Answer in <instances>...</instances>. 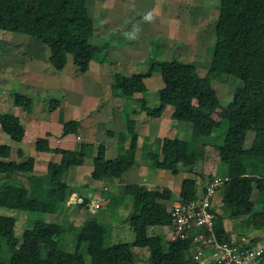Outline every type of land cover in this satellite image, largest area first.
<instances>
[{
    "label": "trees",
    "instance_id": "obj_1",
    "mask_svg": "<svg viewBox=\"0 0 264 264\" xmlns=\"http://www.w3.org/2000/svg\"><path fill=\"white\" fill-rule=\"evenodd\" d=\"M0 30L39 39L48 47L49 64L57 71L65 67L68 55L81 69L101 59L100 47L90 42L94 20L82 14L76 0H0ZM213 36L211 62L204 76L192 63L156 59L145 74L128 76L114 72L110 89L120 98L144 93L147 88L143 78L159 68L163 86L158 90V103L154 106L142 103V113L157 118L166 106H171V118L190 123L192 128L187 140L179 135L155 138L152 142L146 140L142 158L152 170H169L174 175L181 170L189 173L192 177L182 179L177 197L179 201L188 202L199 197L197 178L202 179L203 193L213 179L197 170L205 158V147L209 145L218 150L217 174L222 172L226 176L218 188L225 213L219 214L212 208L213 235L217 241L224 242L228 240L225 218L246 215L255 229L264 227V213L254 211L255 204L263 205L264 209V0H220ZM217 73L241 81L226 105L221 104L212 84ZM14 104L26 114L32 111V100L28 97L17 95ZM57 104L56 100L50 101L49 110L53 111ZM216 111H219L218 119L213 117ZM0 126L11 140L23 139L24 128L17 116L0 114ZM79 127L76 120L66 121L62 124V135L75 134ZM114 133L109 131L108 135L112 137ZM249 133L252 139L246 144ZM220 137H223L221 144ZM137 138L135 121L127 116L126 132L117 135V156L107 158L105 144H98L90 179H121L124 172L136 164ZM35 147L38 151L61 156L59 164H49L47 176L39 179L29 175L34 166L32 157L11 160V148L0 144V207L64 215L76 191L62 182V178L68 168L82 164L92 144L81 142L74 149L52 148L46 139L38 138ZM25 174L27 183L19 178ZM47 188L52 189L49 208L44 206ZM254 190L257 194L253 201ZM171 195L165 187L151 189L137 183L126 184L123 198L130 197L127 225L134 233V240L109 243L107 238L113 221L106 219L107 210L101 209L104 206H98L94 210L97 217L82 220L76 228L72 251L60 247L66 218L58 223L37 217L18 236L15 219L0 215V264H86L85 254L89 264H133L135 248L148 252V264H198L194 259L197 243L192 242L193 233L175 240L163 234H148L149 227L171 225L172 217L166 204ZM103 198L108 199L107 207L116 209L114 205L118 200L113 194L104 193ZM90 201V198H82L77 207L87 209ZM115 212L111 214L115 216ZM68 224L73 225L69 221ZM263 256L264 250L260 264Z\"/></svg>",
    "mask_w": 264,
    "mask_h": 264
},
{
    "label": "rangeland",
    "instance_id": "obj_2",
    "mask_svg": "<svg viewBox=\"0 0 264 264\" xmlns=\"http://www.w3.org/2000/svg\"><path fill=\"white\" fill-rule=\"evenodd\" d=\"M121 1L122 0H76L77 4L80 6L82 10L83 15L89 16L90 14H93L92 18L94 20V34L90 42L94 46H101L100 47L101 49L100 58L101 59L91 61L92 63L94 62L93 63L94 65L91 66L90 68H88L89 67L88 66L87 69H81L75 66L74 69L77 68L76 73H75L74 69H72V67L74 66L72 62V57L68 55L67 64L65 65L66 70H64V72L62 71L65 74V75H62L63 77H67L68 75V77L70 78L67 85L73 86V91L71 93L75 94L76 101L80 102V100L84 98V103L83 105H81L83 107L81 109L78 108L79 111L81 110L80 114H78V116L73 119H76V121L79 123L80 126L82 124V128H84L83 131H85V137L87 136L86 129L88 128H92L96 130V133L94 136L95 137L97 136L98 139H101V137H102V140L104 139V136L100 135L99 129L101 128L112 129L115 132L114 133V137H115L120 132L121 133L126 132L125 120L123 121V118H126L128 116L134 121L137 120V116H138L136 115L137 113L133 112L132 110H130L131 108L129 109L128 107H126V109L124 110L122 109V112L118 116L115 115L113 117L109 115L110 107L115 108L116 103H121V100H122L121 98L117 97L116 94L110 89V84L108 85V83L105 82V78H104V76L107 77L106 74H109L108 78H110V76L113 77L114 72H118V71L121 72L119 68L115 67L116 58H118V53H116L118 46H121L125 50L127 46L136 48L140 52L141 51L146 52L149 57L151 56L153 58H158L159 60H166L167 59L166 57L170 59L172 57H178L185 63H189V62L192 63L196 67L197 72L201 76H204L206 74L207 68L211 62V54H212L211 52H212V46L214 42L213 28H214L216 18L218 17V7L220 5V0H207L206 2L204 0L202 1L201 0H189L185 4L183 3L181 4L182 6L181 12H184L186 16L191 17V24L193 26H190L188 24V19H185V18L180 19V22L186 21V26L184 27L185 29L177 32V36L179 37V42L175 46H171L172 48H170L169 53L163 54L165 56L161 55L160 51H158L159 48L156 47V46H164L162 43V40H159V37L161 36V34H158V31L163 29L164 25L160 18H158L157 16L152 17L155 14V12L156 14L160 12L159 10H160V6H162L161 5L162 0H145L144 4L139 3V0H135L134 1L135 4L137 6L140 5L138 7H140L141 9H144V7L148 8L147 10L150 12V16L143 17L144 10H141L142 13L134 12V15L132 14L133 17L129 19V20H132V22L128 20L130 22V25H125V26H123V22H124L123 20L121 21V23L117 22L118 19L120 18L118 14V7L121 4ZM156 8H159V9H156ZM127 9H128V6L126 4L123 12L126 13ZM119 11H121V9ZM197 12L200 13V15L208 14L207 17L209 18L208 19L209 22L207 24V29H205L207 33L203 34L200 38L195 40L194 37H196L199 31L198 23L200 20L197 16H195ZM116 24L120 25L119 32H118ZM138 24L141 25L143 29L140 28V30L136 32L137 30L134 31V28ZM125 30L129 31V34H128L129 36L124 35L123 31ZM0 34H1V37H3L4 34H8L12 36L11 38H8L9 40L7 39L5 40L8 43V46H11L10 48L6 49V51L9 50V53H13V54L16 53L14 49L16 48L19 49V47H17L16 44L23 42L20 39H25L28 44L27 46H35V43H36L37 46H43V48H45L46 50H49L48 47H46L39 39L35 37H31V36L24 35V34L6 32V31H1ZM134 34H135V38L133 40ZM173 35L174 33L171 35L172 38H174ZM120 38L123 39L122 44L119 41ZM180 38L183 39V42L186 41V46L181 45L182 41ZM0 39H1L0 44L2 45L3 44L2 38ZM127 39L129 41V44L126 43ZM188 40H190L189 43L187 42ZM134 42L138 46H130V45H134ZM11 48L13 50H11ZM34 48L35 47H32V49ZM173 59H177V58H173ZM101 63H103L102 68L103 66H106L107 68L106 69L107 71L105 69H102L104 73L102 71L98 73V71L100 70H98L97 67H99L98 65ZM148 64L149 62L146 63V65H144L145 67L141 66L138 70L139 72H136V73L144 72L145 74L149 69V67H147ZM158 69L159 68H155L154 70H152L150 77H147L146 79L147 92L149 93L148 103L150 106H154L158 103L157 87L158 85L163 86V81L161 79L160 71ZM13 71L10 74L11 77L14 78L11 81L12 92H15L16 90H20V89H22L23 91L26 89H30L27 91L26 94L30 95V97L34 99L35 103L36 101L38 103L43 102L45 103L44 107H46V105H49L48 102L51 99L61 101L63 99H66V97H68L66 93L65 95L61 91L62 87L65 86L64 83H61L62 81L58 83V85L60 84L61 87L58 86L57 84L54 85L55 73L56 72L61 73V71H57V70L51 71L50 70L49 71L50 73H48L47 70H43V73H42L41 72L42 69L41 71H38L40 72L41 75H45V82L49 80V82L47 83L48 84L53 83L54 85V87H44V89L42 90L39 89V91H36L35 88L31 89L30 87H27V88L20 87V85L18 84L19 83L18 78L24 77V75L22 74V71L21 72H15V71L13 72ZM89 76H92L93 78L89 79L88 78ZM97 76H100V77H97ZM212 84L219 97L221 104L226 105L232 99L234 90L238 88L239 86H241V81L233 76H230L224 73H217L212 81ZM66 89H71V88L66 87ZM114 97H116L115 98L117 99L116 101L115 99H113ZM70 102H71V99H68L67 104H70ZM104 104L107 105L108 108L103 114L102 106ZM257 104L259 105L258 102ZM68 106L70 105H65V107L69 110ZM169 108L171 109V107ZM43 110L44 109L42 108V111ZM169 112H170L169 110H166L164 114H162V119H160L162 120V124H163L162 126L155 125L154 132H155L156 137L155 136L151 137V141H154L155 138H162V136L165 135L168 131H169L170 136H174V134H172L173 132H176L174 130L176 128L174 124L176 122H183V121L172 122V119H170L171 115H169ZM39 113L42 114L41 111ZM75 113L76 112L73 109L71 111V114L76 115ZM47 115L48 114L46 115L42 114L40 117L44 119ZM67 115H68L67 112L59 113V114L57 113L56 115H54L55 116L54 119L55 120H57L58 118L63 119L65 117L66 120H69V118H67L69 116ZM143 116H144L143 118L147 117L145 114H143ZM213 117L215 119H218L219 111H216L213 114ZM149 118H152V117H149ZM143 121L144 120L141 119L140 124H139L140 135L143 134V124H144ZM169 122L171 123L169 124ZM184 123H187V122H184ZM178 124H182V123H178ZM187 124H190V123H187ZM169 125L170 127L173 128V130L172 129L168 130L167 128H165V126H169ZM44 127H47L46 124ZM60 128H61V125L59 127L58 121L55 125L50 127L49 130L51 131L53 139L57 138V132L58 130L60 131ZM122 129H125V131H121ZM151 129L152 127L150 126L147 127L148 131H150ZM163 129L165 133H162ZM188 131L189 129L186 130V132L184 131L179 132L177 133V135H179L180 137H184V139H188L189 138ZM40 133H41V130H40ZM74 137H75V134H71L69 136L70 140H72ZM223 137L219 138L218 142L220 144L223 142ZM163 138H167V137L165 136ZM106 139L109 141L111 140L110 138H106ZM251 139H252V133H249L247 136L246 144H249ZM146 140L148 139L146 138L145 141ZM145 141L143 145L145 144ZM94 143L95 145L92 144V147L90 149L91 152L84 159H88L89 157L92 158L93 153L95 154L98 145H97V142H94ZM66 145H70V144L68 143ZM32 148L34 152H38L35 146H33ZM144 149H146V146L140 147V148L137 147L136 152L140 150V154L142 156V152ZM43 156L44 154L40 156L38 153L37 161L36 162L34 161L33 170L30 173V176H32L35 179H39L41 177L47 176L48 174L46 163L49 164V161L47 160L49 158V155L44 156L45 158ZM139 158L141 159V157ZM219 164L220 162H219V157H218V150L214 147L206 146L205 158L198 165L197 170L202 172L205 175L214 176L213 174L216 173V169ZM135 165H136L135 167H137L138 169L144 170V172H146V173L142 172L143 177H148V176L152 177L154 174L156 176L158 173L157 169H154V170L150 169L145 163V161L143 160V158H142V161H140L139 165L138 164H135ZM130 171L126 172L123 178L127 179L126 176L130 173ZM167 172L168 171H164L163 174L166 175L168 174ZM186 173L187 172L181 170L180 173L177 174V177L175 178L180 182V180L182 179L180 177L185 176ZM188 174L189 173H187V175ZM67 175H68V179L66 177H63L62 182L65 183V180L67 179L66 183L69 184L71 187H73L76 192L74 193V195L72 194L68 202L69 207L67 208L64 215L63 214L62 215L52 214L48 212L43 213V214H37L33 212H25V211L0 207V215L12 216L15 219V230L18 236H21L24 229H26L27 227H30L32 225L33 219L37 217H41L47 222H58V223H60L63 220V218H66L64 222L65 231L60 240V247L65 251H72L74 249V246L76 243V238H75L76 228H78L82 224L83 222L82 220L87 219V218H96L98 214L95 213L94 210H96L98 206H102V205L99 203L100 201L92 202V200L98 199L99 195L93 192V188H91L92 185L91 186L88 185L89 181H87V178L81 180V182H84V183L76 184L78 181L80 182V180L77 179L76 181H74L75 178H73L71 175L69 176V174ZM19 178L24 183H27L26 174L21 175ZM162 178L163 179H161L159 184L162 183L163 185H166L167 183H169V186L171 187V184L169 180L167 179V177H162ZM72 180L75 182V185L72 183ZM197 181L201 189L202 179L197 178ZM151 183H152L150 185L151 189H160V188L165 187L163 185L156 184L155 181H152ZM177 187H179V184H177L174 181L172 188L176 190ZM97 188H100V187H97ZM165 188L169 189L168 187H165ZM78 191H80V193ZM219 193L220 191H218L215 195L216 201L218 198H220ZM256 194H257L256 190H254L252 199L256 198ZM51 196H52V189L47 188L45 202H44V206L46 208L50 207ZM82 198H90L91 200L89 203V207L87 209L85 208L80 209L77 207V204L82 202ZM129 198H130L129 196L127 197L125 196L126 201L124 202V205L122 206H118L119 201H116L114 205L116 209H113L111 206L110 207L105 206L101 208V209L107 210L106 219L107 220L111 219V221H113L112 227L110 229V237H108L109 239L107 238V241H109V243L131 242L134 240V233L130 229V227L127 225V216L130 211V199ZM216 205L220 207L219 209H217V213L224 214L225 211L224 209H222L223 207L220 206L221 203L220 204L217 203ZM111 211H116L115 216H114V213L111 214ZM254 211L255 212L262 211L264 213L263 205L255 204ZM68 221L71 222L73 225L68 224ZM223 222H224V226L228 227L227 229L231 230L233 233L243 234L245 236H248L254 245L264 247V227L260 230L255 229L250 221L249 216L237 217L235 219L225 218ZM151 228L152 227H149L148 229L149 235L157 234V232L160 230L159 229L160 227H154V229H151ZM160 232L161 234L167 236L166 237L167 239L169 238L170 230L167 227L162 228ZM3 249L4 251H7L6 247H4ZM135 249H136L135 251L136 261L133 264H148V257H149L148 252L143 249H138V248H135ZM84 258H85V263L89 264L90 260H89L88 255L85 254Z\"/></svg>",
    "mask_w": 264,
    "mask_h": 264
},
{
    "label": "crops",
    "instance_id": "obj_3",
    "mask_svg": "<svg viewBox=\"0 0 264 264\" xmlns=\"http://www.w3.org/2000/svg\"><path fill=\"white\" fill-rule=\"evenodd\" d=\"M122 1H123V3H122ZM122 1L118 7V14H119V17L121 19L119 18L117 22L121 23V21L123 20L124 21L123 26L130 25V22H132V20H129V19L133 17L134 12L142 13L141 10H144L143 17L150 16V12L147 10L148 8L144 7V9H141L140 7H138L140 5L137 6L135 4V2H134L135 0H122ZM188 1L189 0H162V4H161L162 6H160V10H159L160 12L158 14H156V12H155V14L152 16V17L157 16L158 18H160L162 20L163 25H164V28L158 31V34H161V36L159 37V40H162V43L164 46H156L159 48L158 51H160L161 55H163L165 53L168 54L170 51V48H172L171 46H175L176 44H178L179 37L177 36V32L185 29L184 27L186 26V21L180 22V19H183V18L188 19V24L190 26H193L191 24V17L186 16L184 14V12H181V7H182L181 4L182 3L185 4ZM204 1L206 2L207 0H204ZM130 3H131V5H130ZM139 3L144 4L145 0H139ZM126 4L128 6V9L125 13L123 11H124V7L126 6ZM122 6H123V8H122ZM120 9H121V11H119ZM156 9H159V8H156ZM197 13L195 16H197L200 20L198 23L199 24V31H198L196 37H194L195 40L200 38L203 34L207 33L205 31V29H207V24L209 22L208 21L209 18L207 17L208 14L200 15V13H198V14ZM121 15H122V17H121ZM89 16L92 17L93 14H90ZM217 19H218V17L216 18L214 28H215ZM119 24H116L118 32H119V27H120ZM140 28L143 29V27H141V25L138 24L135 26L134 31L137 30L136 32H138L140 30ZM214 28H213V33H214ZM203 29H204V31H203ZM123 32H124L125 36L129 34L128 30H125ZM0 33H1V31H0ZM173 33H174V35H173L174 38L171 37V35ZM11 37L12 36L8 35V34H4L3 37H1V34H0V38H2V42H3L2 45L0 44V114H10V115L17 116L19 118L20 123L23 125L24 137L20 142H15V141L11 140L10 137L6 133L3 132V130L1 129V126H0V144L7 145L11 148L10 159L14 160V161H19L22 158L32 157L34 159V161L36 162L37 161V155L39 153L40 156L43 154H44V156L49 155V158L47 159L49 161V164H59L61 156L57 153L43 152V151H38V150H37L38 152H34L32 147L35 146V142L38 138L46 139L48 141L49 146L52 148L63 147V148L74 149L81 142H89L93 145H95L94 142H97V145L98 144H105V146H106V151H105L106 157L109 159H114L117 156L118 139H117V136L114 137V135H113L111 137L108 135L109 131L114 132L112 129H108V128L99 129L100 135L104 136L103 140H102V137H101V139H98L97 136L96 137L94 136L96 133V130H94L92 128L86 129L87 136L85 137V131H83L84 128H82V124L79 128V131L77 133H75V137L72 140H70V138H69V136L71 134H68L66 136L62 135V124L66 121H69V120H76L73 118H76L78 116V114H80L81 110L79 111L78 108L81 109L83 107L81 105H83V103H84V98H82L80 100V102H77L75 94L71 93L73 91V86L67 85L68 81L70 79L68 77V75H67V77L62 76V75H65L63 72H64V70H66V67H64L61 70V73H58V72L55 73L54 85L55 84L58 85V83H60V81H62L61 83H64L65 86L62 87L61 91L64 94L66 93L68 97H66V99L61 100L62 102L56 100L58 104H57V107L53 111L49 110V105H46V107H44L45 103H43V102L38 103L36 101V103H35L34 99H32L30 97V95L26 94L27 91L30 89H26L24 91L22 89H20V90H16L15 92H12L11 81L14 78H12L10 74L12 73L13 70L15 72H21L22 71V74L24 75V77L18 78L19 79L18 84L20 85V87H24V88L30 87L31 89L35 88L36 91H39V89L42 90V89H44V87H54L53 83H51V84L47 83V82H49V80H47L45 82V75H41L40 72H38V71H41V69H42V71H41L42 73H43V70H47V72L50 73L49 72L50 70L51 71H55V70L49 64L50 51L43 48V46H37L36 43H35V46H27L28 44H27L26 40L20 39L23 42L16 44V46L19 47V49L18 48L14 49V51H16V53L13 54V53H9V50L6 51V49L10 48L11 46H8V43L5 40L6 39L9 40L8 38H11ZM134 38H135V34L133 36V40H134ZM180 39L182 41L181 45L186 46V41L183 42V39L182 38H180ZM0 41H1V39H0ZM119 41L121 44L123 43L122 38H120ZM10 42H12V41H10ZM187 42L189 43L190 40H188ZM126 43L129 44L128 39L126 40ZM152 43H153V41H152ZM20 45H22V46H20ZM130 46H138V45H136L134 42V45H130ZM32 47H35V48L32 49ZM99 47H101V46H99ZM11 50H13V49L11 48ZM116 53H118V58H116L115 67L120 69L121 74L128 75V76L132 75L136 72H139L138 71L139 68L141 66L145 67L144 65H146V63H148V62H149V64L147 65V67H150V65L153 63V61L158 59V58H153L151 56L149 57L148 54L144 51L140 52L136 48H132V47H128V46H127L126 50L124 48H122L121 46H118ZM163 56H165V55H163ZM166 58H167L166 60H171L173 58H177L178 60L182 61L178 57H172L171 59L168 57H166ZM93 63L90 62L88 68L93 66L94 65ZM104 63H106V62H104ZM73 65L74 66L72 67V69H74V67L76 66L74 63H73ZM102 65H103V63L99 64L98 65L99 67L96 66L97 69L100 70V71H98V73H100L101 71L103 72L102 69H105V70L107 69L106 66H103V68H102ZM76 70H77V68L74 69L75 73H76ZM140 74H144V72H142ZM106 75H107V77L104 76L105 82H107L109 85L112 83V76H110V78H108L109 74H106ZM97 77H100V76H97ZM148 77H150V76H148ZM88 78L92 79L93 77L89 76ZM146 79H147V77L143 78V82H144L145 86H146ZM58 86H60V84ZM66 87L71 88V89H66ZM161 87L162 86L158 85L157 90H159ZM146 88H147V86H146ZM148 94L149 93L147 92V90L144 93L143 92L135 93L132 98H121L122 99L121 103H116L115 108L110 107V114L109 115L113 116V117L115 115L118 116L122 112V109L124 110V109H126V107H128L129 109L131 108L130 110L137 113L136 115H138V116H137V120H135V130H136V133L138 135V138H137V147L138 148L143 147V143H144L146 138L148 139V142H149V141H151V137H154V136L156 137L155 132H154L155 131V125H158V126L163 125L162 120H160V119H162V115L160 117H157V118L156 117L149 118L148 116L143 118L144 116L142 114L140 106L142 103H146L147 105H149ZM17 95H22V96L28 97L32 100V111H31V113L26 114L25 112H23L21 110V108L17 107L14 104V98ZM115 98L116 97H114L113 99H115ZM68 99H71L70 104H67ZM52 100L53 99H51L50 101H52ZM98 100H100V99H98ZM98 100H97V102H98ZM116 100L117 99H115V101ZM50 101L48 103H50ZM64 101L66 102V104ZM65 105H70V106H68L70 111L65 107ZM169 107H171V106H166L162 114H164V112L166 110H169L170 111L169 115H171L172 107H171V109ZM42 108L44 109L43 111H42ZM102 108H103V114H104V112L107 110L108 107H107V105L104 104L102 106ZM73 109L75 110L76 115L71 114V111ZM40 111L42 112V114H44V115L48 114V115L43 119L40 117L42 115L41 113H39ZM66 112L68 114L67 116H69V117H67V118H69V120H66L65 117L64 118L62 117L63 119H61V118H58L57 120L54 119V117H55L54 115H56L57 113L59 114V113H66ZM139 115H140V117H139ZM141 119L144 120L143 121L144 124H143V134L140 135L139 124H140ZM170 119H172V118H170ZM124 120H125V128H126V118H123V121ZM57 121H58L59 127L61 125V128H60V131L58 130V132H57V138L53 139L51 131L49 129L51 126L55 125L57 123ZM172 122H176V121H173V119H172ZM170 123L171 122H169V124ZM178 123H182V124H178ZM45 124L47 127H44ZM148 126L152 127V129H151L152 132H151V130L150 131L147 130ZM174 126L176 127L174 129L176 132L172 133V134H174V136H170L169 131H168L165 135L162 136V138L165 136L167 138H174L177 136V133L183 132V131L186 132V130H188V129H189L188 134L190 137V132H191V128H192L191 124H187L184 122H176L174 124ZM165 128H167L168 130H171V129L173 130V128L170 127V125L165 126ZM164 129H163L162 133H165ZM40 130H41V133H40ZM121 131H125V129H122ZM106 138H110L111 140L109 141ZM180 138L184 139V137H180ZM185 140H187V139H185ZM68 143L70 145H66ZM127 145H128V140L125 142V147H127ZM207 146H209V145H207ZM19 153H21V154H19ZM94 155L95 154L93 153L92 158ZM135 156H136L135 157L136 164L139 165L140 161H142V156L140 154V150H138L136 152ZM139 157H141V159ZM92 158L89 157L88 159H84V161L80 165L71 166L72 168H70V169L68 168V170L65 171L63 177H66L68 179L67 174H69V176L71 175L73 178H75L74 181H76L77 179L80 180V182L78 181L76 184L84 183V182H81V180L87 178V181H89L88 185L89 186L92 185L91 188H93V192H95V194L97 193L99 195L98 199L92 200V202H96V201L99 202L100 201L99 203L104 207L107 205V201H108V199L103 198L104 193L113 194L114 197H116V199L118 201H120L119 205L122 206V205H124V202L126 201L125 198H123L126 184L137 183V184H140L144 187L151 188L150 187V185L152 184L151 182L155 181L156 184H159L161 179H163L162 177H167V179L169 180V182L171 184V187L169 186V183H167L166 185H163L162 183L159 184V185H163L165 187H168L170 189V191L172 192L171 200L167 201V202L163 201V202H166V204H168L170 206L172 203L179 201L177 197H178V193L180 190V185H181L182 179L185 177H192L191 175H189V174L187 175V173H186L185 176L181 175L182 177H180V178H182V179L179 182L175 178V177H177V175H173L169 170H162V169L157 170L158 173L156 176L154 174L152 177H149V176L143 177L142 172L143 173H146V172H144V170L138 169L137 167H135L136 165H134L126 171V172H128L132 169L130 171V173L126 176L127 179L123 178L124 175L126 174V172H124L121 179H110V180H104V181L94 180L93 181L90 179V174L92 171ZM49 164L46 163V168L48 167ZM219 168H220V166L218 165L217 169H216V173H214L213 174L214 176H211V177L214 178L216 176H222V177L226 178V176L222 172L217 174V171ZM164 171H168L167 172L168 174H166L167 176L165 174H163ZM123 179H125V180H123ZM66 180H65V183H66ZM74 181L72 180V183L75 185ZM174 181L177 184H179V187H177L176 190L174 188H172ZM97 187H100V188H97ZM202 191H203L202 188L201 189L199 188V197L203 194ZM78 192L80 193V191H78ZM118 193H120V194H118ZM220 198H221V195H220ZM220 198H218L216 201V197L214 196V199L212 202L213 209L216 212H217V209L220 208L218 205H216L217 203L220 204ZM252 198H253V195H252ZM252 200L254 201L255 199H252ZM220 206H222V204ZM222 209H224V211H225L224 207ZM219 214H221V213H219ZM244 216H246V215H244ZM162 228H166V227H160L159 229L161 230ZM225 228H226L228 234H235L231 230L227 229L228 227L225 226ZM151 229H154V227H152ZM160 230L157 232V234H161ZM138 249H140V248H138ZM135 251H136V249H135Z\"/></svg>",
    "mask_w": 264,
    "mask_h": 264
},
{
    "label": "built area",
    "instance_id": "obj_4",
    "mask_svg": "<svg viewBox=\"0 0 264 264\" xmlns=\"http://www.w3.org/2000/svg\"><path fill=\"white\" fill-rule=\"evenodd\" d=\"M225 179L216 176L197 199L169 206L172 222L167 227L168 239H185L193 233L192 242L197 243L194 259L198 264H260L264 247L254 245L248 236L228 234V240L219 242L213 235L212 202Z\"/></svg>",
    "mask_w": 264,
    "mask_h": 264
},
{
    "label": "water",
    "instance_id": "obj_5",
    "mask_svg": "<svg viewBox=\"0 0 264 264\" xmlns=\"http://www.w3.org/2000/svg\"><path fill=\"white\" fill-rule=\"evenodd\" d=\"M262 264H264V256H263V262H262Z\"/></svg>",
    "mask_w": 264,
    "mask_h": 264
}]
</instances>
